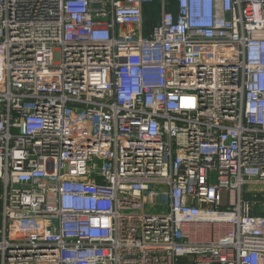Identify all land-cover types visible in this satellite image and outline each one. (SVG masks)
Here are the masks:
<instances>
[{
    "label": "built area",
    "instance_id": "2783aa9c",
    "mask_svg": "<svg viewBox=\"0 0 264 264\" xmlns=\"http://www.w3.org/2000/svg\"><path fill=\"white\" fill-rule=\"evenodd\" d=\"M154 1L0 0V264H264V0Z\"/></svg>",
    "mask_w": 264,
    "mask_h": 264
},
{
    "label": "rangeland",
    "instance_id": "374dc122",
    "mask_svg": "<svg viewBox=\"0 0 264 264\" xmlns=\"http://www.w3.org/2000/svg\"><path fill=\"white\" fill-rule=\"evenodd\" d=\"M147 6H148V9H146L145 11V17L147 20L146 23H152L157 17V14H159L160 4L158 0H155L154 2L147 4ZM1 193H2V186L0 184V195Z\"/></svg>",
    "mask_w": 264,
    "mask_h": 264
},
{
    "label": "crops",
    "instance_id": "0c3cea01",
    "mask_svg": "<svg viewBox=\"0 0 264 264\" xmlns=\"http://www.w3.org/2000/svg\"><path fill=\"white\" fill-rule=\"evenodd\" d=\"M172 2H173V0H172ZM172 6H173V4H172ZM147 9H148V7H147ZM158 19H159V14H157V17L155 18L154 21H157ZM1 207H2V202H1V199H0V229H1V225H2ZM258 211H259L258 209L255 210L256 213H258Z\"/></svg>",
    "mask_w": 264,
    "mask_h": 264
},
{
    "label": "trees",
    "instance_id": "16d2710c",
    "mask_svg": "<svg viewBox=\"0 0 264 264\" xmlns=\"http://www.w3.org/2000/svg\"><path fill=\"white\" fill-rule=\"evenodd\" d=\"M147 7H148V6L145 5V8H144L145 11H146ZM145 11H144V12H145ZM146 21H147V20H146V17H145V25H146V28H148L149 26H151V24H153V23L155 22V21H153L152 23H146Z\"/></svg>",
    "mask_w": 264,
    "mask_h": 264
}]
</instances>
